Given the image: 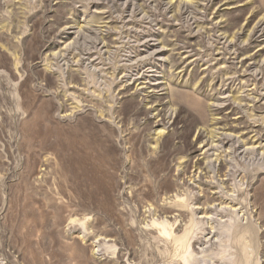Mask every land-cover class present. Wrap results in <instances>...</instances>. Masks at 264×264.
<instances>
[{
	"label": "rangeland",
	"instance_id": "obj_1",
	"mask_svg": "<svg viewBox=\"0 0 264 264\" xmlns=\"http://www.w3.org/2000/svg\"><path fill=\"white\" fill-rule=\"evenodd\" d=\"M228 1L183 3L176 17L177 0H0L4 264H174L172 244L140 223L151 219L144 214L149 203L160 215L171 206L162 200L180 190L197 207L207 204L216 226L230 217L220 203L241 208L244 219L229 240L234 260L264 264V34L243 43L242 30L226 43L221 21L241 14ZM168 87L182 109L167 110L165 142L152 152L159 121L146 99L167 104ZM217 121L219 138L200 151L198 130L206 135ZM223 133L235 139L221 143ZM219 155L230 159L220 174ZM183 213L180 235L192 220ZM77 218L89 220L86 243L71 222ZM209 232L199 235L196 250L220 252L216 236L206 242ZM96 240L117 245V255H94Z\"/></svg>",
	"mask_w": 264,
	"mask_h": 264
},
{
	"label": "bare ground",
	"instance_id": "obj_2",
	"mask_svg": "<svg viewBox=\"0 0 264 264\" xmlns=\"http://www.w3.org/2000/svg\"><path fill=\"white\" fill-rule=\"evenodd\" d=\"M178 1L179 0H177V3H178ZM193 1H196V0H181L178 3L177 7H174L173 8L174 15H176V17H179L180 15H178V14L180 12L181 5L183 3H184V5L186 3H188L186 5L189 6L190 4H192ZM170 2L173 3V0H170ZM227 5L228 6H235L236 9L239 8L241 14H240V17H238V19L227 18L226 19V22H228V23H225L224 22L222 24V21H221V24L220 25H222L221 26L222 28L221 29L219 28L220 29L219 30V33L222 34V37L224 36L223 39L226 38V43L227 42L232 43V42L236 41L237 38L240 35V31H242V30H243L244 35H245V39L243 40V43H245L246 41H252L254 39V36L256 34H258L259 32H262L264 34V28H263L264 27V0H233V1L230 0V1H228V4ZM247 13H249V15H251V17L250 18H248V17L246 18V20H245V22H246L245 27H240L239 26V22H240L239 20H240V18H243L244 16H246ZM258 15H260V20L257 23H254L253 27H251V25L253 24V21H254L255 17H257ZM224 17H225V15L220 16L217 19L223 20ZM14 28L17 29L18 27H14ZM1 29L2 30H6V32H10L11 27L8 26V25H5V26H2ZM13 32L14 31H12V33ZM2 37L3 36L0 34V39ZM223 39H221V40H223ZM8 45L10 47L9 48H6L7 50H9V51H10V49L15 50L16 47L14 45H12L10 43H8ZM185 45L186 46H189L188 49H192V45H190V43H187ZM172 47L175 48V47H177V45H173ZM235 48H237V45L235 47H233L232 49H229V50L230 51H233ZM182 49L183 48H179V50H182ZM240 50L241 49H238V50H236V52L239 53ZM172 51H175V49L174 50L172 49ZM216 51H219V50L216 49ZM242 51H243V49H242ZM184 54H187V52L184 53ZM224 55H225V52H224ZM15 56H17L16 53H15ZM239 56H241V55H239ZM246 59H247V57H246ZM251 60L254 61V63H255V62L258 61V58H251ZM259 62H260V59H259ZM241 63H242V67L241 68L243 69L242 71L244 73H248L250 71V68L251 67H248L247 68L245 66V63H243V62H241ZM170 65L171 66H176V65L173 64V62H171ZM234 74H236V73H234ZM165 85H167V84H165ZM150 88L151 87H149V90H150ZM160 88H163V87L162 86H159L157 88H154L153 90L160 89ZM169 88L170 87H168L166 90L169 91V93H172V94H171V98L169 99V101H168L167 104H163L162 101H160L158 99H155L154 97H150V96L146 99V107H151L152 111L156 115L155 116V119H157L159 121V126H158L159 128L155 129V131H154V137H153L154 138V141L151 144L152 145V148H151V151L152 152H155L159 148L161 149L162 148V143L164 144V142H165L164 141V139H165L164 135H165V132H166V123H164L163 121L165 120V116L167 114L166 113L167 110L179 106L178 103H177V99H176L177 98V95L173 94V92ZM123 94H127V93H123ZM242 101H243L242 99L238 100V99H236V98L233 97V103L234 104H237V102H238L239 107H241V105H242L241 102ZM180 109H182V107H180L179 110ZM249 111H251V109H249ZM249 116L252 117V115H249ZM177 119H178V117H177ZM252 119H254V118H252ZM262 119L264 121V118H262ZM175 123L176 122H174V125H175ZM215 125H216V127L211 128L210 130H209V128H206V132H207L206 135H205V132H203L202 129L201 130L199 129L200 131L198 130L199 133H197L198 135H196V136H198V139L200 140V151H205V149L209 145V140H210L211 137L213 139L214 138L217 139V137H218L217 135L219 134L218 133L219 131L217 129V126L220 125V121H217L215 123ZM226 128H227V126L224 127V131H225ZM219 130H221V128H219ZM221 136L224 138V140H222L221 143H224L223 141H225L226 139L229 140V141H232L233 139H235V136H233L231 134H227V133H223V134H221ZM207 137H209L208 140H207ZM212 138H211V140H212ZM219 140L221 141V138ZM168 141H169V138H166V143H168ZM253 150L254 149L252 148V151ZM237 152H238V150H237ZM256 154H258V153H256ZM262 155H263V162H264V152L262 153ZM218 158H220V159H218ZM218 158H217V160H220V161L218 162V164H219L218 166L219 167L217 168V171L220 174L222 172H225L228 169V166L226 165V163L230 159L229 160L228 159L226 160L225 158L221 157V155H219ZM183 159L184 158L181 157L180 161L183 160ZM178 167L181 168V166H178ZM210 167L211 166H209V169H210ZM197 169L200 170V167H198ZM207 169H208V167H207ZM228 174H230V173H228ZM177 176H178V174H177ZM193 178H194V176H193ZM191 179H192V177H190V180ZM213 179H214V177H213ZM181 181H182V179H181ZM239 182H240V180H239ZM237 185H238V188L242 189L243 186H244V183L240 182ZM186 189H188V188H186ZM190 189H191V187H190ZM180 191H178L177 193H175L176 191H174L175 194H173L172 196L166 197L167 199H165V200L164 199L162 200V201H164V203L165 202H167V203L169 202L168 204H170L171 206L168 207L167 209H162L160 215L158 214L159 207H156L153 203L150 204L148 202L149 205L145 208L144 214H149L148 218H151V219H149L147 221V219H146L147 217L144 218L143 219V222L140 223V225L142 226L141 228L144 229V230H146L150 235H152L153 233L154 234H157V239L159 241H163V242H165L167 244H172V246L175 248V253L171 257V259H173L172 261H173L174 264H207L208 262H211L212 264H215L216 262H219V261H221L222 264H239L240 261H235L234 260V258H235L234 257V254L231 252L232 250H234V247L230 245L229 240H230V234H231V232H233L234 228L237 227L236 225L238 223H240L241 220H242V218L245 216V214L243 216H241V213H242L241 210L242 209L241 208H236L235 207V206H237L236 204H232L231 205V202H228V203L222 202V203H220L219 206H222V208L221 207H219V208H221L223 212H227L228 214H230V217H229V219L227 221H224V222H221L219 220L220 223H219L218 226H216L213 223V220H212L214 217H212L203 208V206H206L207 204H205V205L203 204V206L201 208H200V206L197 207L196 204H194L193 202H191V198L188 197L186 193H184L183 191L182 192H180ZM191 192H192V190H191ZM202 192H204V191H202ZM232 192L233 191H231L230 193H232ZM165 194H166V192H165ZM165 194H164V196H165ZM228 195H229V193H228ZM193 197H194V195H193ZM224 204H226V206ZM206 208H208V205H207ZM173 209H176L179 212V214L178 215H174L175 213L173 212ZM199 209H203V211L202 212H200V211L198 212ZM185 210L190 213V216L192 214V220L190 221V224L189 225H187V223L183 224V225L186 226V229H185L184 234L183 235H180L179 232H178V230L180 229L179 228L180 225H182V223L184 222V218H183L184 217V213L183 212H185ZM200 213L202 214V216H199ZM250 217L253 218L252 215ZM250 217H248L246 219L249 220ZM258 217H259V215H258ZM256 219H257V217H256ZM88 221L89 220L87 218H85V219H78L77 218V219H73L71 221L72 224H77L78 223L79 226L81 227L82 231H84V232H80L79 233L80 234L79 235V238L84 243H86L87 236L91 233V231L89 229V226H88ZM253 225L254 224L251 223L250 224V227L252 228ZM255 227H258V226H255ZM208 228H210V232L207 235L209 237H211V238H207L205 236L206 237V242H209L210 239L215 238V236H216L215 242H218V247H220V249H221L220 252H216V251L214 252L213 250H211L210 248L208 249L207 247H202L199 251L196 250V244H197L196 242H199L200 241L199 240L200 239L199 238V235L200 234L201 235L206 234ZM238 234H240V232ZM104 240H106V239H104ZM108 241H105L103 244H100L98 240L93 241V244L92 245L94 246L93 247V253H94V255H97L98 256L100 252H102L104 250H106V251H109L110 250V251H112V255L113 256H116L117 255V252H118L117 245H115V244H109ZM235 249L237 250V248H235ZM0 264H4L3 263V259L2 260L0 259ZM103 264H106V263H103Z\"/></svg>",
	"mask_w": 264,
	"mask_h": 264
}]
</instances>
